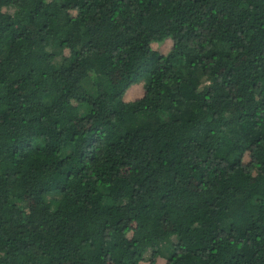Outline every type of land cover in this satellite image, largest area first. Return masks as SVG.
I'll return each instance as SVG.
<instances>
[{
    "label": "trees",
    "instance_id": "1",
    "mask_svg": "<svg viewBox=\"0 0 264 264\" xmlns=\"http://www.w3.org/2000/svg\"><path fill=\"white\" fill-rule=\"evenodd\" d=\"M0 264H264V0H0Z\"/></svg>",
    "mask_w": 264,
    "mask_h": 264
},
{
    "label": "rangeland",
    "instance_id": "2",
    "mask_svg": "<svg viewBox=\"0 0 264 264\" xmlns=\"http://www.w3.org/2000/svg\"><path fill=\"white\" fill-rule=\"evenodd\" d=\"M16 12V9L15 8H10L9 9V13L10 14H14ZM171 43L169 41H166L165 43H161V44H154L152 46V48L156 51H158L160 54H165L169 47H170ZM56 51V55H55V58H54V62L55 64L57 65V68L60 67V63L63 61L62 60V57L60 55V52L55 50ZM85 88L87 89H91V83L87 82L84 84ZM143 95V81H140L139 83L129 87L126 92L124 93L123 95V100L125 102H131V101H134L138 98H140L141 96ZM50 197H48L49 199ZM176 243V238L175 237H172V238H169L168 239V242L163 245V247H161V250H162V253L164 255H167L169 253V251H171V247L173 244ZM151 249H148L145 254H144V259H148L151 255Z\"/></svg>",
    "mask_w": 264,
    "mask_h": 264
}]
</instances>
